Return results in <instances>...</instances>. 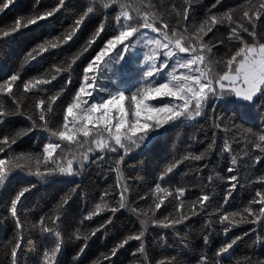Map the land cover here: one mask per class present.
Masks as SVG:
<instances>
[{
    "label": "snow or ice",
    "instance_id": "snow-or-ice-1",
    "mask_svg": "<svg viewBox=\"0 0 264 264\" xmlns=\"http://www.w3.org/2000/svg\"><path fill=\"white\" fill-rule=\"evenodd\" d=\"M15 2L0 0V14ZM36 29L47 38L10 74L0 68V218L12 232L0 264H29V247L37 255L31 264H62L66 237L76 245L67 264H82L101 233L104 251L88 264H264V255L233 258L245 241L264 248V0L230 8L214 0L202 18H193L191 0H29L24 14L0 23V50L12 52ZM218 30L226 35L217 38ZM193 125L184 154L133 199L129 161L177 126ZM32 136L31 149L17 151ZM213 155L214 167L227 163L223 174L209 168ZM93 170L105 185L98 197L84 187ZM189 175L197 185L182 184ZM218 181L222 200L213 206ZM246 186L254 194L228 211ZM41 189L34 212L27 201ZM125 215L131 231L118 224ZM196 218L199 242L190 227ZM241 226L247 231L233 234ZM217 231L223 240L209 256ZM153 232L160 258L149 251ZM185 250L193 253L187 261L179 259Z\"/></svg>",
    "mask_w": 264,
    "mask_h": 264
},
{
    "label": "trees",
    "instance_id": "trees-1",
    "mask_svg": "<svg viewBox=\"0 0 264 264\" xmlns=\"http://www.w3.org/2000/svg\"><path fill=\"white\" fill-rule=\"evenodd\" d=\"M34 3L35 0H32ZM47 3V0H45ZM156 3H159L160 0H155ZM177 3H183L184 0H176ZM214 0H191L192 3V16L193 18H202L204 12L208 9V7L213 3ZM242 2V0H222V3L225 5V7H233L236 3ZM29 7V0H16L15 5L13 7H10L9 10H7L5 13L0 14V23L10 21L11 18L17 14H24ZM218 11H224V8H219ZM90 30V29H89ZM47 33L41 32L39 29L34 30L33 32L26 33L24 36H22L17 44V47L12 51L8 52L6 50H0V68H2L4 71H8L10 74V71L14 68H16L19 63L21 62V58L23 57L24 52H26L29 48L34 47L36 43H38L40 40L47 38ZM55 35V33H53ZM226 35V32L223 30H218L216 32V37H223ZM87 38V31L83 34L80 41L77 42L76 45L73 46L72 51H79L80 45L83 43V40ZM226 47H231V45H227ZM224 52V49L220 50V53L218 55H222ZM94 54V53H93ZM87 55V54H86ZM90 58V56H89ZM86 63V61H85ZM47 65H45L46 67ZM80 71V69H77V72ZM30 75L34 73H29ZM2 75V73H0ZM76 73H74V76ZM226 105H221V109L226 108ZM219 114V113H218ZM237 123H240V121H237ZM16 126H20L17 124ZM248 125H245L247 127ZM196 127L198 125L193 126H177L176 128L172 129L170 132H168L166 135L162 136L158 142H156L153 146H151L148 150L140 152L134 156L132 160L129 161V164L135 165V168L130 170L127 175H130L134 178V183H132L131 187L133 190V199H135L136 193H139L143 195L144 191H147V189L152 186V182L155 179L156 175L158 174V171L160 168H162L167 162H169L173 157L179 158L180 155L184 154L185 148L188 142V136L195 131ZM223 135V133H221ZM36 139L35 136H32L31 140H27L20 148H17V151L21 150H30L32 146V141ZM201 139H203V136H201ZM200 147H196V151H199ZM211 164H209V168H214L215 171L221 172L223 174L226 171L227 163L225 162L222 167H214L216 166L218 162V158L213 155L211 158ZM191 167V165H185L184 167H181L179 171L176 174V180L180 179V174L185 172L186 168ZM261 169L264 170V165L261 166ZM209 173L207 171L204 172V177L206 178ZM235 174V173H234ZM245 170L242 168L240 175H245ZM261 172H256L252 175V178L254 179L256 175H260ZM115 177L113 176L111 179L108 180V184L113 183V180ZM176 181L174 180L173 183ZM182 184L188 185V186H194L198 184V181L195 180L191 175L187 176L183 181ZM84 187L89 192V195L92 196L95 194L98 197V189H102L105 187L103 181H97L95 176V170H93L91 173H88L85 176L84 179ZM223 187H227L226 184H223ZM49 193H51L52 189L47 190ZM214 191L218 194V199L213 201V206L218 204L220 200H222V191H221V182H217ZM45 189L40 190L39 195H32L28 198L27 201V207L32 208L34 212H37L39 209L37 205H42L44 201L41 199V196L44 194ZM255 192L254 187H248L246 186L243 191H237L235 193V197L231 200L230 205L228 206V211H237L240 210L243 207V204L246 203V200L248 198H251V195H253ZM196 195H199L198 191H194L189 193V199L194 198ZM242 196L244 199L242 200ZM83 207V201H80V209ZM79 218V217H78ZM38 219V216H37ZM102 221H97V223H100ZM131 223V221L128 219L127 215L120 218L118 221V224L124 226L125 231H131L132 229H129L127 226ZM203 221L200 218H196L193 220L192 225L190 226L192 229V238L199 242L202 238L199 236L200 228ZM139 225L137 224V228ZM218 227V226H217ZM248 226H241L240 228H237L234 230L233 234H239L241 230L247 231ZM89 226L86 224L85 229H88ZM12 235L11 232V226L9 223H6L2 218H0V258H2L4 248L3 245H6L7 241L10 239ZM111 235V232L109 233ZM100 239L96 240V242L92 245V250L90 256L86 257L85 260L82 262V264H88L89 259L95 258V255L99 251H104L100 245L104 243V233L100 234ZM156 238V233L153 232V234L149 237V244L150 248L149 251L151 254H153L156 258H160L161 251L159 248V245L153 244L152 241H154ZM231 237H229L230 239ZM223 240L222 234L217 232H212L210 234V241L208 244V247L206 251L208 252L209 256L219 247L220 243ZM171 243V240L169 241ZM31 243V241L29 242ZM248 241H245L244 243L239 244L236 249L234 250V259H242L245 256H257V255H264V248H260L258 245L255 247V249H250L246 247V244H248ZM112 241L109 240L108 247H111ZM76 245L72 243L71 241H67L66 237V244H65V250L64 253L61 255L60 259L62 261V264H67L69 260H71L72 255L74 254V248ZM136 247V245H131L128 247V250L123 252L121 255L122 257H128L130 252L132 251V248ZM177 250H168L166 255H175ZM192 252L185 250L184 254L179 257L181 260L187 261L189 257L192 256ZM23 258L31 264L32 261L37 259L36 251L32 248H26L25 253L23 254ZM125 264H128L127 259H125Z\"/></svg>",
    "mask_w": 264,
    "mask_h": 264
}]
</instances>
